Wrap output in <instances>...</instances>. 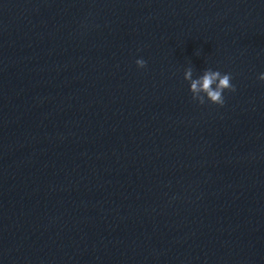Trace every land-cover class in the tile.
Returning <instances> with one entry per match:
<instances>
[{"label":"clouds","instance_id":"obj_1","mask_svg":"<svg viewBox=\"0 0 264 264\" xmlns=\"http://www.w3.org/2000/svg\"><path fill=\"white\" fill-rule=\"evenodd\" d=\"M138 68H144L146 61L144 59H137L135 61ZM261 81H264V73H261L258 77ZM184 79L190 84V92L192 99L198 101L200 104H204L205 100L223 106L225 90L236 91L235 86L232 84V76L230 73H221L218 70L206 69L202 75L197 78H193V68L188 67L184 71Z\"/></svg>","mask_w":264,"mask_h":264}]
</instances>
